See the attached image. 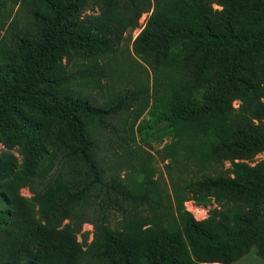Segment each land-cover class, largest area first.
Segmentation results:
<instances>
[{
  "label": "trees",
  "instance_id": "trees-1",
  "mask_svg": "<svg viewBox=\"0 0 264 264\" xmlns=\"http://www.w3.org/2000/svg\"><path fill=\"white\" fill-rule=\"evenodd\" d=\"M149 12L135 45L182 36L197 45L178 60L183 78L198 83L195 101L178 96V113L162 118L170 164L184 159L199 177L173 183L172 194L154 179L150 155L134 163L128 148L129 113L148 87L111 105L92 95L109 71L100 60ZM0 129L29 144L23 165L0 153V264H182L177 220L194 241L189 264H230L264 224V157L243 161L264 152V0H0ZM225 162L231 177L206 175ZM188 200L217 206L209 220L222 238L184 211ZM243 202L251 206L242 213ZM225 208H236L229 229L215 221ZM258 246L264 258V234Z\"/></svg>",
  "mask_w": 264,
  "mask_h": 264
},
{
  "label": "rangeland",
  "instance_id": "rangeland-1",
  "mask_svg": "<svg viewBox=\"0 0 264 264\" xmlns=\"http://www.w3.org/2000/svg\"><path fill=\"white\" fill-rule=\"evenodd\" d=\"M18 7L12 11L15 14ZM19 11H24L19 9ZM92 13V12H90ZM151 12L144 14L139 20V26L133 32H127L121 42L119 50L102 60L101 64L109 69L108 74L102 79V88L100 91L93 90L92 95L95 97L98 105L113 104L117 101V96L126 92H139V87H148V92L140 96V101L129 113L132 123L131 132L135 137V142L130 145L129 150L136 154L134 163H140L141 159H147L150 155L149 165L153 169L154 179L166 194H172V184L182 182L192 177L191 171L195 168L188 166L184 159H175V163L170 164L167 158L166 148L172 143V133L166 129L163 115L169 113H178V96L188 103L195 100L192 97V90L196 91L198 83L192 79H185L181 75L178 68V60L183 56L193 57L197 49V45L191 41V37L182 36L173 39L167 45H158L156 47H148L147 45H135L134 40L143 31L147 19ZM168 14L163 11L161 17L165 20ZM19 26L29 29V17L23 12L20 13ZM188 29L194 31L195 23L190 22L187 18L184 20ZM31 26V25H30ZM193 55V56H192ZM205 93V90H202ZM203 103V97L198 98ZM236 105V102H235ZM51 129V128H50ZM24 136V137H23ZM18 132L3 131L0 129V153L9 152L15 155L19 165H23L26 161L27 154H23L28 147L26 135ZM36 138V136H34ZM126 147L118 148L124 151ZM21 151V153H20ZM264 157V152H253L243 161L253 166ZM206 175L210 177L224 176L231 177V167L228 163L209 168ZM4 176H0V181ZM21 195L30 197L26 189L21 190ZM251 204L243 202L239 204L238 209L243 213ZM184 211L190 213L195 221L210 236H219L222 238V230L217 225L210 223L209 212L217 209L215 204L207 206L197 205L194 201L188 200L183 203ZM230 209L236 212V208H225L224 213H220L215 217V221L225 229L234 226ZM176 225L181 229V236L175 249L177 254L175 258L179 259L182 264L194 262L192 244L194 241L188 237L185 226L182 221L177 220ZM264 225V224H262ZM259 225L257 229L250 234L253 239L251 247L236 261L230 264H264L258 241L264 234V227ZM83 232L88 233V241L92 239V226L85 224L82 227ZM80 241L81 239L78 238ZM219 264V263H214Z\"/></svg>",
  "mask_w": 264,
  "mask_h": 264
}]
</instances>
